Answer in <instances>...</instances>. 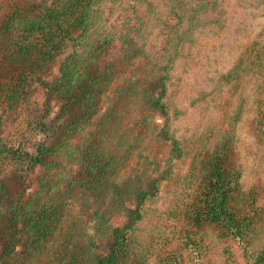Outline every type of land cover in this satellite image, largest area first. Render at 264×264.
I'll list each match as a JSON object with an SVG mask.
<instances>
[{"label": "trees", "instance_id": "16d2710c", "mask_svg": "<svg viewBox=\"0 0 264 264\" xmlns=\"http://www.w3.org/2000/svg\"><path fill=\"white\" fill-rule=\"evenodd\" d=\"M125 1L130 0H41L38 1L42 2L41 6L32 10L37 16L31 20L25 16L28 13H24L23 4L15 3L0 26L4 44L11 47L13 42L17 55L26 58L32 51L36 52L39 58L35 63L39 66L52 61L66 41L72 42L75 50L62 65L58 84L62 96L74 98L80 112L70 122L67 129L71 135L62 141V146L41 149L40 155L52 152L57 159L54 163L51 161L48 173L40 177L39 188L34 194L19 198L22 200L15 199L0 166V264H182L183 245H198L195 237L200 234V228H197L204 221L218 228V234L227 241L238 239L247 264H264V207L258 204V188L246 189L243 186L242 169L238 163L237 124L242 118L244 97L228 122L218 127L210 126L197 135L194 142L188 141L183 145L182 140L167 127L168 122L160 130L158 135L173 143V157L182 158L185 152L190 156L192 153V156L186 175L169 184L174 185L170 189L174 196L172 204L161 211L152 228L144 226L142 206L145 198L160 187V180L151 178L147 188L139 173L135 172L138 169L136 164L130 171L126 170L132 151L128 142H132L131 137L136 135L133 130L146 120L130 117L131 114L127 121L124 118L127 106L140 100L167 109L161 99L167 77L164 71H168L167 67L174 58L162 54L163 59L155 63L160 67V79L152 82L157 80L162 89L160 96L152 95L154 84L140 90L143 83L137 80L129 86L122 84L116 97L110 96L111 88L122 77L111 74L110 69L115 66L105 60L107 50L119 41L123 44L122 59L146 53L149 27H161L166 41L178 48L186 36L205 22L203 16L215 11L219 3L218 0H135L145 7L146 15H141L136 7L133 15L125 19L124 29L118 31L110 23L109 28L110 14L118 3L121 4L117 9L125 11ZM147 15L152 21L151 26L149 20L146 21ZM17 24L22 28L21 36L11 39ZM69 27L80 32L71 36ZM33 34H40L44 43L27 41L22 44V39ZM166 50L162 49L163 52ZM245 74L255 76L259 82L255 101L260 122L264 119V42L250 44L223 79L231 84ZM9 91L16 97L20 92L14 85L9 87ZM127 96L131 101L124 102L126 108H121ZM11 99H14L13 95ZM105 99L111 101V106L94 121L100 111L99 105ZM140 110L143 113L147 108L142 106ZM151 123L157 125L154 121ZM86 127L90 128L89 133L72 144L73 137L77 136L75 133L83 132ZM129 130L131 137L127 134ZM142 137V134L138 137L141 142L144 140ZM9 151L12 148L2 142L0 157L1 152L6 155ZM14 154L22 156L23 152L15 149ZM38 161H42L40 156ZM76 161L83 167L85 165V172L70 171ZM164 175L173 177L172 166ZM79 195L92 199L93 204H88V207L93 206L95 211L96 229L113 238L108 256L98 255L93 249L94 240L85 239V223L82 228L74 222L69 225L72 229L65 228V211ZM128 198L135 201L136 209L128 214L126 224L112 228L111 217L122 209ZM180 222L183 224L181 227ZM154 230L155 234H152ZM18 234H26L20 250L17 248L21 243L17 240ZM171 242L175 243L174 248L165 250ZM224 249L229 254L225 264H238L232 244H227Z\"/></svg>", "mask_w": 264, "mask_h": 264}, {"label": "rangeland", "instance_id": "374dc122", "mask_svg": "<svg viewBox=\"0 0 264 264\" xmlns=\"http://www.w3.org/2000/svg\"><path fill=\"white\" fill-rule=\"evenodd\" d=\"M38 1L41 0H0V26L15 3L23 4V11L25 14L28 13L25 16L29 20L35 18L37 13L32 10L42 4ZM218 3L217 9L206 13L203 16L205 22L195 28L190 36H186L178 48L166 41L167 37L161 27L153 29L149 27L150 33L145 41L146 53L122 59L123 44L117 41L107 50L105 56V60L115 66L110 69L111 74L122 77L111 88L110 96L116 97L119 94L117 89L122 84L129 86L131 82L137 80L143 83L140 90L154 84L155 91L152 95L160 96L161 87L157 80L156 83L152 82L160 76V67L155 63L163 59L162 54H165L164 57L174 58L170 66L168 65L169 68L167 67L168 71H164L167 77L165 93L161 99L167 105L165 109L167 113L161 107L152 106L146 99L147 102L140 100L126 108L124 102L131 101L127 96L121 103V108L127 109L124 121L130 117L146 120L133 130L136 134L134 138L131 137L130 130L127 132L132 140L128 142L132 151L126 170L130 171L136 164L138 169L135 172L139 173L147 188L151 178L160 180V187L145 198V204L142 206L145 227L152 228L161 211L167 210L172 204L174 196L170 189L174 185L169 184L175 183L176 178L186 175L192 156V153L190 156L189 152H185L182 158L173 157L171 152L173 143L167 137L158 135L160 130L168 122L166 126L176 138L182 140L183 145L188 141L194 142L197 140L196 136L204 133L210 126L218 127L228 122L242 97L244 107L242 118L237 124L236 140L238 163L242 169L241 181L246 189L253 186L258 188L260 194L258 204L264 207V119L258 121L260 117L255 101L259 82L250 74H245L243 78L231 84L223 79L224 74L234 67L250 44L255 41L264 42V0H218ZM125 4V11L117 9L116 6L113 14H110L108 27L110 23L118 31L124 29L125 19L133 15L136 7L141 15L147 13L145 7L135 0L127 3L125 1ZM149 18L147 15L146 21L149 20L151 26L152 21ZM79 32V29L69 27L68 33L71 36H77ZM21 33L22 28L17 24L10 38L21 36ZM2 38L4 36L0 35V134L3 139L0 145L3 142L11 147L12 151L6 155L1 152L0 166L9 191L18 200L37 191L40 177L48 173L51 161L54 163L57 159L52 152L40 155L41 149L62 146V141L71 135L67 129L70 122L80 114L76 100L62 96L58 84V79L62 76V65L75 48L68 40L52 61L39 66L35 63L39 58L36 52L32 51L27 58L17 55L16 44L10 40L12 46H6ZM27 41L44 43L40 34L22 39V44ZM163 48L167 50L163 52ZM12 85L15 89L19 88L20 92L18 97L12 94L14 99L9 100L12 96L9 87ZM70 102L72 105H68ZM109 106L111 101L105 99L99 105L100 111L94 117V121ZM142 106L147 108V111L144 110L142 113L140 110ZM153 121L156 126L152 125ZM89 130L90 128L86 127L83 132L80 130L76 132L77 136L73 137L71 143L78 142L80 137L89 133ZM140 134L143 135L142 142L138 138ZM15 149H20L23 152L22 156L15 155ZM39 156L42 161H38ZM170 166L174 170V175L167 178L164 172ZM70 171L83 173L85 165L83 167L82 163L76 161ZM128 199L124 201L122 209L111 217L112 228L126 224L128 214L136 209L135 201ZM7 200H10V203L14 202L13 199ZM91 201V198L79 195L77 200L68 206V210L65 211V228L72 229L69 225L73 222L82 228V224L85 223L87 237L84 238H92L95 243L94 251L105 257L111 252L113 238L110 234L107 237L105 232L98 231L99 228L96 229L93 219L95 211L93 206L88 207V204H93ZM181 221L187 222L185 219ZM181 223L180 227L183 225ZM197 229L200 230V234L195 237L198 245L182 244L185 251L182 264H225L229 255L224 249L227 244H232L238 264H247L242 244L238 239L227 241L218 234L219 229L211 226L208 221H204ZM152 234H155V230ZM17 240H21L17 247L20 250L26 240V234H18ZM174 244L171 242L164 249L172 250Z\"/></svg>", "mask_w": 264, "mask_h": 264}]
</instances>
